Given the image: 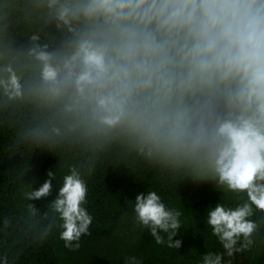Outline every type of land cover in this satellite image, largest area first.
<instances>
[{
  "label": "clouds",
  "instance_id": "clouds-1",
  "mask_svg": "<svg viewBox=\"0 0 264 264\" xmlns=\"http://www.w3.org/2000/svg\"><path fill=\"white\" fill-rule=\"evenodd\" d=\"M56 3L50 0L49 7ZM70 17H83L91 28L62 64L47 46L31 50L42 66V85L52 96L72 90L104 128L127 125L150 161L195 158L201 177L245 194L234 208L220 203L207 213L223 252L206 253L202 262L231 264L234 253L253 244L254 209L264 213V0H78L57 13L65 24ZM3 71L0 88L10 99L21 96L12 66ZM69 173L50 206L62 221L59 238L76 251L82 235H90L92 216L83 207L85 181L75 166ZM47 177L26 200L50 195L55 175ZM27 208L38 214L34 205ZM133 212L157 244L165 243L160 233H166L168 247H181L172 238L182 213L155 191L137 194ZM126 264L140 261L132 257Z\"/></svg>",
  "mask_w": 264,
  "mask_h": 264
},
{
  "label": "trees",
  "instance_id": "trees-1",
  "mask_svg": "<svg viewBox=\"0 0 264 264\" xmlns=\"http://www.w3.org/2000/svg\"><path fill=\"white\" fill-rule=\"evenodd\" d=\"M77 3L57 0L49 7L50 0H0V79H7L3 69L11 65L22 86L21 96L11 99L0 88V264L5 256L8 264H126L132 257L140 264H203L206 253L223 252L206 224L208 211L220 203L234 208L246 196L201 177L195 158L150 161L127 125L104 128L93 119L91 105L78 102L72 90L61 96L46 90L31 50L47 46L54 63L62 64L91 28L83 17H70L68 24L57 19L61 6ZM70 166L87 185L83 207L92 216L90 235H82L76 251L59 238L62 221L50 206ZM49 171L55 175L50 195L26 200L24 194L42 186ZM148 191L182 213L172 238L182 241L179 249L167 246L166 233H160L165 243L157 244L136 221L135 197ZM250 219L258 225L253 244L234 253L231 264H264V213L254 209Z\"/></svg>",
  "mask_w": 264,
  "mask_h": 264
}]
</instances>
